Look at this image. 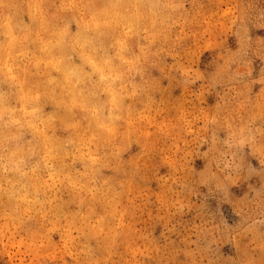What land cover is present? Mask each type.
<instances>
[{"label": "clouds", "instance_id": "obj_1", "mask_svg": "<svg viewBox=\"0 0 264 264\" xmlns=\"http://www.w3.org/2000/svg\"><path fill=\"white\" fill-rule=\"evenodd\" d=\"M0 264H264V0H0Z\"/></svg>", "mask_w": 264, "mask_h": 264}, {"label": "rangeland", "instance_id": "obj_2", "mask_svg": "<svg viewBox=\"0 0 264 264\" xmlns=\"http://www.w3.org/2000/svg\"><path fill=\"white\" fill-rule=\"evenodd\" d=\"M225 13H227V9L225 8Z\"/></svg>", "mask_w": 264, "mask_h": 264}]
</instances>
